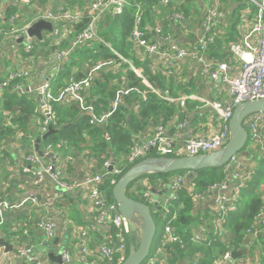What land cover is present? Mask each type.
Segmentation results:
<instances>
[{"label":"built area","instance_id":"1","mask_svg":"<svg viewBox=\"0 0 264 264\" xmlns=\"http://www.w3.org/2000/svg\"><path fill=\"white\" fill-rule=\"evenodd\" d=\"M35 1L20 0L21 3L27 5H35ZM246 2L255 7V13L249 22L251 25L242 33L241 38L232 42L229 46L232 56L241 62V68L235 73H232V58L219 62L207 59V53L216 41L218 27L225 18V13L219 0L206 6L201 27L198 31H195V43L192 46L180 44L175 40L177 28L186 34L194 33L192 19L187 16L182 6L180 8L177 5L175 0H158L159 6L162 9L165 8V15L163 20H157L154 25L146 22L144 24V9L139 0H65L58 2L54 6L49 5L50 8L47 9V12L44 14L38 13L32 22L20 29L9 30L0 26V36L2 38L7 36V38L18 39L22 35L25 40V52L30 54L35 50L37 44L48 43L47 38L43 39L44 33L42 38L32 37L28 34L29 26L44 18L53 25V31L49 33L52 39L48 44V49H50L48 56L60 64L68 61L71 53L77 47L89 45L96 41H104L98 34V27L100 21L108 14L122 15L128 8H133L134 21L130 38L137 57L149 58L151 60L150 66L154 72L161 69L167 77L173 75L174 69L179 68L184 60L194 59L202 66V76L210 77L219 84L228 86L230 97L225 102L201 98L206 106L217 111L224 122L223 128L218 133L212 136L187 137L182 143L176 144L174 136L169 133L166 117L162 115L159 117L158 122L154 124L153 133L150 136L138 133L133 135L130 151L126 158L128 162L136 163L148 157L152 152H156L158 156L199 155L220 150L227 144L230 138L229 122L238 104L264 97V0H246ZM4 14V11L0 9V20H2ZM16 18L12 17L11 20ZM85 19V25L73 35L77 25L81 24ZM150 33H153L154 36L149 37ZM66 36H72V38H70L66 47H62V40ZM110 48L123 58L112 46ZM128 62L131 63L130 61ZM58 64L55 67L56 72H58ZM110 65H116V63L113 60L98 62L91 68L86 77L80 80L70 77L67 86L61 89L56 96L50 86L52 76L45 78L47 82L42 87V93L47 103L45 106L41 105L40 110L39 108L37 109L38 112L41 111L45 114L44 124L40 127L41 135L48 132L50 126L57 125L51 101H56L63 105L78 103L81 111L90 115V123L105 125L116 109L125 103L126 95L133 90H137L143 100H147L150 93L175 103H185L188 99L186 96H173L169 89L161 90L156 88L143 76L142 70L137 69L131 63L134 71L142 78V82L147 86V89L141 90L137 87H131L127 75H123L115 98L112 101V108L108 111L97 113L94 105L87 103V91L97 77L98 72ZM27 77H30L28 69L10 72L0 83V88L4 90L14 80ZM14 88L19 89L20 85H14ZM8 114L10 113L8 112ZM245 126L248 129L249 138L256 152L261 160H264V112L250 115L245 120ZM106 138L110 140L109 133H106ZM32 144L33 150L24 155L26 163L23 166V171L33 176L34 185H43L46 177L51 176L60 190L72 193L80 189L84 198L90 202L95 215L93 220L89 221L87 228L84 229L85 232L82 233V236L88 237L90 232H101L106 226L113 228L111 231L101 233L102 238L99 246L101 260L88 262V258H92L91 255L95 254L90 246L83 244L80 249L82 261L85 264H115L117 256L124 261L129 252L132 251L126 238L132 233L133 224L120 212L118 204L109 200L103 186L108 178L113 185L116 184L117 179L112 175L121 173L122 169L119 164L109 158L99 170H89L80 181H77L72 179L67 171V162L75 158L73 154L66 155L59 164L56 159V164H53V162L48 161V159L38 153L35 148L36 139H32ZM64 144L66 142L60 144L48 143L42 150L44 153H53L55 156H59L57 149H60ZM242 165L238 160V155L227 164L226 171L229 172V175L233 173L235 178L233 185H230V178L227 174L228 176L223 182H218L219 184H214L211 188H206L195 195V202L202 205L207 200L215 198V205L209 213V222H212L214 229L221 231L225 217L229 213L238 212L240 208L239 200L242 192L247 188L254 172V169H248L247 171L242 169ZM187 177V174L179 173L171 176L167 181L163 179L157 180L159 186L167 187L170 190L169 195L164 197L153 193L149 184H147L149 187L142 191L143 198L151 206L158 204L165 216L171 217L164 228V236L161 238L163 246L169 242H180L184 247L183 240L172 227V222L178 216L177 204L179 203L181 192L188 187L189 178ZM215 191H218L217 195H215ZM261 201L262 205L253 226L248 229L250 240L251 238L264 236V196ZM27 202L45 207H49L52 203L51 200L43 201L39 196L30 193L24 196L18 204H13L11 208L19 207ZM201 218L202 220L206 219L204 216H201ZM3 223L4 213L0 207V226ZM35 225L46 232L45 244H50L54 239L56 222L50 218L42 217L35 221ZM22 227L27 228L29 224L25 223ZM28 233L29 230H25V234ZM208 234L207 228L194 230L191 240L195 243L209 244L211 239ZM31 248L30 246L22 250L25 255L28 256L30 254L29 257L36 261V264H45L42 258L39 259L36 254H31L33 251ZM161 251L167 259L168 254L165 249L162 248ZM232 251H227L223 255L216 257L213 264H254L253 260L246 256L234 258ZM59 254L61 255L59 264H75L74 254L68 246H61ZM201 256L202 254L195 258L196 263ZM160 262L159 259L152 257L148 264H160Z\"/></svg>","mask_w":264,"mask_h":264},{"label":"trees","instance_id":"2","mask_svg":"<svg viewBox=\"0 0 264 264\" xmlns=\"http://www.w3.org/2000/svg\"><path fill=\"white\" fill-rule=\"evenodd\" d=\"M140 1L145 3V10L143 11L144 24L146 22L154 25L157 20H163L165 13L159 6L158 0ZM223 1L227 4L230 0ZM236 1L239 2L240 12L249 10L251 14L255 13V7L251 4L247 3L248 6L243 8V6H246V0H244V3L243 0ZM232 3L233 5L236 4L234 0H232ZM182 9L189 15L190 7L188 3H183ZM223 10H229L227 5ZM236 11L237 9L235 8ZM14 12L15 10L10 7L5 11L4 15L9 19ZM133 13L134 9L130 7L122 15L111 13L105 17L106 20L100 21L98 34L104 41H96L73 50L70 62L64 64L60 71L54 74L50 80L51 90L55 96L59 92V88L63 89L67 86L70 77L80 80L87 76L97 61L112 59L118 61L120 66L111 70L101 69L87 91V103L93 104L97 113L108 111L112 108V101L115 98L123 75H127L131 87H137L141 90L147 89V86L142 82V78L136 74L132 65L137 69H141L143 76L156 88L161 90L169 88L173 96L179 95V90L174 91L173 78H167L162 71L156 70L154 72L150 66L151 60L149 58L140 59L136 56L134 45L130 38V30L134 21ZM7 22L10 21L0 20L1 27L7 28L4 24ZM85 22L86 19L77 25L73 35L81 30ZM8 29L11 30L12 28ZM151 36H154V34L150 33L149 37ZM239 39L235 38V40ZM109 45L122 55L124 59L116 54ZM84 70H87L86 74L83 72ZM21 80L17 79L11 82V85L4 89L0 97V141L14 135L18 130L24 131L26 140H29L30 137L36 140L43 137L38 128L44 124L45 114L43 112H36L38 102L34 98L30 97L28 93L14 88L13 85L21 84ZM182 88L183 86L181 85L180 89ZM51 104L57 119V125L53 127L61 128L64 125L67 127L52 133L46 140H43L41 149H44V145L48 143L60 144L67 141L77 151H84L95 155L101 165L111 158L122 169L120 174L112 175L115 176L117 181L135 164L128 162L126 158L130 151L133 135L138 131H143L151 123L156 124L160 116L169 117L179 109L175 102H169L154 93H150L147 100H143L141 94L137 90H133L130 94L126 95L125 103L116 109L105 125H95L90 123V115L83 113L78 103L63 105L56 101H51ZM7 110L12 113L10 117L5 115ZM106 133L110 134V140H107ZM226 167L227 164L222 167H207L193 171V178L189 179V186L181 192L180 200L177 204L180 206L178 216L173 220L172 227L183 240L184 247L180 242H169L165 246L161 244L164 228L171 217H164L161 208L157 204L152 205L153 210L155 209L157 212V215L153 214L155 221L157 218H161L163 228V232H157L153 247H155L156 252L159 249H165L168 254L166 263L177 264L180 260H185L188 264H213L216 257L245 245L248 229L253 226L262 205L258 187L264 182V160L261 161L260 168L248 182L247 188L243 190L239 200L240 208L238 212L229 213L225 217L223 223L224 231L219 232L208 224L211 239L209 244L195 243L191 240L194 224L199 225V222L202 223L200 217L194 214L196 211L194 206L195 194L206 189L214 182H222L229 175V172L224 171ZM179 173L189 175V171L183 170L170 173H148L141 177H148L147 182L154 184L155 178L167 181L171 176ZM137 182L138 180H135L127 187V194L136 200L149 204L142 196V191L146 187L140 185L136 187L135 184ZM103 186L109 200L116 202L113 197L114 185L109 178ZM204 217L209 219L210 215L206 214ZM2 231L5 232L6 229L3 228ZM12 235L8 234L7 236H3V238L11 241ZM226 235L230 236L229 239H227ZM126 240L133 251L136 247L133 248L128 237ZM258 241L262 243V249H260L258 257L253 262L254 264H264V236H260ZM251 242H253V238H251ZM255 244L259 247L258 242H255ZM255 248L253 247L252 250L249 248L250 254ZM200 254L202 256L198 258L196 263L194 259ZM122 262L123 260L117 256L115 264H122ZM160 264L162 263L160 262Z\"/></svg>","mask_w":264,"mask_h":264},{"label":"crops","instance_id":"3","mask_svg":"<svg viewBox=\"0 0 264 264\" xmlns=\"http://www.w3.org/2000/svg\"><path fill=\"white\" fill-rule=\"evenodd\" d=\"M63 1L65 0H36L35 5H27L21 3L20 0H0V9H2L4 13L10 7L15 10L9 19L5 17V15L2 18V20L10 21L4 23L7 27L5 29H20L32 22L33 19L37 17L38 13L44 14L47 12V9L50 8L49 5L54 6L58 2ZM175 1H177V5L180 8L183 3H188L190 12L187 16L192 19L194 26L193 34H186L177 28L175 40L180 44L192 46L195 43V31H198L201 27L202 17L206 6L208 4L211 5V3L216 2V0ZM234 1L237 2L236 0ZM219 3H221L222 8L227 5L229 10H227V12L223 10L225 18L218 27L216 41L207 53V59L219 62L232 58V73H235L241 68V62L239 61L236 65H234L235 58L229 51V46L232 42L236 41L235 38H241L242 33L251 25L249 22L253 17L254 12L253 14H251L249 10H243L240 12L238 5L239 2L233 5L232 0L228 1L227 4L223 0H219ZM235 8L237 9V14L235 13ZM163 11L165 13V8H163ZM243 12L244 14H242ZM233 16L235 19L232 20ZM12 17L17 18L15 20H11ZM43 33V39L47 38L48 43L37 44L35 50L30 54L25 52V40L22 35H20L18 39L7 38V36L2 38L0 36V83L9 75L10 72L28 69L30 71V77L21 78L22 82L19 84L20 88L18 90L28 93L29 96L34 98L36 101L39 96L38 91H25V88L34 86L40 81L46 80L45 78H49L58 73L55 69L58 62L48 56L50 52L48 44L51 41L52 36L49 34V31ZM70 38H72V36H66V38L62 40L61 46L66 47ZM138 58L142 59L141 57ZM70 59L64 63L58 64V71H60L64 64L69 63ZM102 61L105 62L106 60H99L97 63ZM113 61L116 65H110L102 69L111 70L120 66L118 61ZM201 67L202 66L196 60L186 59L181 63L179 68L174 69L172 73L173 75L169 77L166 76L169 79H174V91L179 90L180 92L179 95H176V97H188L185 103H176L179 108L178 111L174 112L171 116L166 117L169 133L174 136L176 144L182 143L187 137H197L200 135L212 136L218 133L224 126L223 120L218 117V115L212 118L209 117L208 111L210 109H208L204 102H202L201 98L212 99L211 97L213 95L216 96L217 100L225 102L230 97L228 86L226 84H219L210 77L202 76ZM157 71L162 70L158 69ZM83 72L86 74L87 70H84ZM181 85L183 86L182 89H180ZM59 89L61 90V88ZM59 89L58 91H60ZM3 91L4 90L0 88V97ZM38 108L40 110V103L36 106V112H38ZM8 112L10 114H8ZM5 115L10 117L12 113L7 110ZM154 124L155 123H151L143 131H138L135 134L138 133L150 136L153 133ZM38 130H40V128H38ZM32 139L35 138L30 137L29 140H26V134L24 131L18 130L14 135L8 136L0 141V207L4 213V223L0 226V239L8 234H13L11 236V241L9 242L19 247L24 246L25 248L30 246L33 248L34 243H40L41 245L48 246L55 245L54 242L58 239V245L60 243L61 246H68L71 249L75 257V264H85L80 256V249L83 244H87L93 249L95 254L91 255L92 258H88V262L101 260L99 256V246L102 238L101 233L111 231L113 228L106 226L101 232H90L88 237L82 236V233L85 232L84 229L87 228L89 221L93 220L95 213L90 205V202L88 199L84 198L80 189L72 193L64 192L59 189L57 183L52 180L51 176L46 177L43 185H34L33 176L24 173L23 171V166L26 163L24 155L33 150ZM64 142H66V144L62 145L60 149H57L59 156H57L56 159L59 164L64 160L66 155L73 154L75 156L74 160L67 162V171L72 179L80 181L83 175L89 170L97 171L102 167L95 155L90 153L88 154L84 151L79 152L70 146L67 141ZM45 146L46 144L44 147ZM240 155L242 156V169L246 171L248 169H254L252 175L253 178L255 172L260 168V164L263 159L261 160L259 157L251 140L245 151ZM49 160L52 162L51 159H48V161ZM229 178L230 185H233L235 182L233 173L229 175ZM142 184L144 185L137 182L135 186L137 187L140 185L147 188L149 187L147 184H149L151 190H157V193L152 190L153 193L161 197L167 196L170 193V190L167 187H162L161 185L154 186L147 181ZM258 189L259 196L262 199L264 196V182L259 185ZM160 191H163L164 193L160 195ZM30 193L39 196V198L43 201L51 200V205L49 207H45L27 202L19 207L11 208L13 204H18L24 196ZM195 205H197L196 208H199V210L203 213L211 211L214 207V205L211 204L206 207L205 203L202 205L197 204L196 202ZM179 207L180 206H178V210ZM42 217L50 218L56 222L54 239L50 244H45L46 232L41 228H37L35 225V221ZM25 223H28L29 227L23 228L22 226ZM3 228L6 229L5 232L2 231ZM25 230H29V233L25 234ZM127 237L129 238L133 248L138 246L140 242V234L136 230V227L133 226L132 233ZM229 237L230 236H227V239H229ZM252 243L253 242L250 244L252 245ZM260 245H262V243H259V246ZM0 248V264H36V261L29 257L30 254L28 256L24 254L23 248V250L14 249L10 252H7L4 247ZM59 249L58 251H55L56 255L59 254ZM31 254L35 253L32 251ZM36 256L39 259H43L41 254H36ZM153 258H157L163 264H166V257L163 255L161 249L156 252V255ZM50 261L53 264H59L51 259ZM146 264H148V262Z\"/></svg>","mask_w":264,"mask_h":264},{"label":"water","instance_id":"4","mask_svg":"<svg viewBox=\"0 0 264 264\" xmlns=\"http://www.w3.org/2000/svg\"><path fill=\"white\" fill-rule=\"evenodd\" d=\"M44 30L53 31V25L50 21L42 18L32 23L28 28V34L32 37H43ZM47 80H42L34 86L25 88V91L37 90L39 96L38 103L42 106L46 105V100L42 93V87L45 86ZM47 111V109H46ZM264 112V97L254 100H247L238 104L234 110L232 118L229 122L230 138L227 144L220 150L199 154V155H181V156H148L132 165L116 182L113 187V197L119 206L120 212L128 218L136 230L140 234V242L138 246L131 251L122 264H143L149 257L155 237L158 232V226L153 216V207L145 202L136 200L127 194V187L139 177L148 173H170L175 171H189L188 178H193V171L207 167H222L228 164L249 141V132L245 126V120L252 114ZM67 127L61 128L49 127L42 138L36 140V149L41 156L51 159L56 164V157L53 153H44L41 149V141L46 140L52 133L60 131ZM157 193L156 189H152ZM160 195L164 192L160 191ZM218 191H215V195ZM208 205H215V198L205 202ZM159 207V205L157 204ZM58 244V239L54 242ZM250 237L246 239L245 245L239 249L232 251L234 258L248 256ZM0 247H4L7 252L14 249H24V246H16L8 240L1 238ZM49 258L57 263L61 262V255L55 253L54 249L47 251ZM185 260H180L177 264H185Z\"/></svg>","mask_w":264,"mask_h":264},{"label":"rangeland","instance_id":"5","mask_svg":"<svg viewBox=\"0 0 264 264\" xmlns=\"http://www.w3.org/2000/svg\"><path fill=\"white\" fill-rule=\"evenodd\" d=\"M140 1V0H139ZM141 2V1H140ZM240 2H242V1H240ZM142 3V5H143V9L145 10V3H143V2H141ZM236 3H238V2H236ZM248 5H247V3H246V6H243V8L245 7H247ZM222 10H223V8H222ZM224 12V11H223ZM226 12H227V10H226ZM236 14L238 13V12H235ZM233 19H235V17L233 16L232 17V20ZM104 20H106V18H104ZM231 20V21H232ZM131 29H132V27H131ZM45 32H47V30H44ZM130 33H131V30H130ZM234 65H236L238 62H239V60L238 59H236L235 58V60H234ZM212 99H210V98H207L208 100H217L216 99V96H213L212 95V97H211ZM208 107V109H210L208 112H209V117L210 118H212V117H216V115H218V117H219V114L217 113V111L216 110H214L213 108H211V107H209V106H207ZM249 142L250 141H248V144H249ZM248 144L246 145V147L245 148H243V150H241V152H239L237 155H240L241 153H243L244 151H245V149L247 148V146H248ZM154 155H157L158 156V154L156 153V152H152L149 156H154ZM241 158H242V156L240 155V156H238V160L241 162ZM242 163V162H241ZM243 164V163H242ZM226 169L227 168H224V171L226 172ZM175 175V174H174ZM173 175V176H174ZM226 178H227V176L225 177V179L224 180H226ZM147 179H148V177H140V178H138L137 180H138V183H140V184H142V183H145L146 181H147ZM157 179L159 180V178H155L154 180H156L155 181V185L154 184H152V185H154V186H158V182H157ZM153 180V181H154ZM223 180V181H224ZM222 181V182H223ZM219 183H221V182H219ZM218 182H214V183H212V184H210L207 188H211L214 184H219ZM196 195V194H195ZM1 197V196H0ZM195 206V208L197 207V205H194ZM153 207V206H152ZM154 211V215H157V212H156V210L154 209L153 210ZM161 211H162V214H163V216L164 217H166L165 216V214H164V212H163V210L161 209ZM210 213V211H207V212H202V214H201V211L199 210V208H196V211H195V215L196 216H198V217H200V220L202 221V223H200L199 222V225H197V224H194V227L192 228V234H193V232H194V230H198V229H203V228H207L208 229V231H209V228H208V224H209V226L211 227H213V224L211 223V225H210V222H209V219H205V220H202V218H201V216H205L206 214H209ZM158 220V221H157ZM157 226H158V232L159 233H161V231L163 230V228H162V220H161V218L159 219V218H157ZM206 225H207V227H206ZM216 230H218L219 232H221V231H224V227L222 226V228H221V231L219 230V229H216ZM163 232V231H162ZM247 234H248V236L246 237V239L247 238H249V236H250V232H249V230H248V232H247ZM209 236H210V234H208ZM227 235H229V234H227ZM226 235V236H227ZM258 239L259 238H254V240H253V243H252V245L251 244H249V248H251V250H252V248L253 247H256L253 251H252V255L249 253V255L248 256H246V257H248L250 260H254V259H256L257 257H258V255H259V252H260V250H259V248L260 249H262L261 248V245L259 246V247H257V244H255V242H258V243H260L259 241H258ZM246 241V240H245ZM254 245V246H253ZM61 246V244L59 243V245L57 244V245H51V246H48V245H41L40 243H34L33 244V248H32V250H33V252L35 253V254H41V256L43 257V259H44V261H45V264H53V263H51V261H50V259H49V257H48V254H47V251L48 250H50V249H54L55 251H58V249H59V247ZM131 252H129V254H130ZM128 254V255H129ZM156 255V250H155V247H152V250H151V253H150V255H149V257L145 260V262L143 263V264H146L147 262H149V260L152 258V257H154ZM195 260V259H194ZM185 264H188L187 263V261H186V263Z\"/></svg>","mask_w":264,"mask_h":264}]
</instances>
